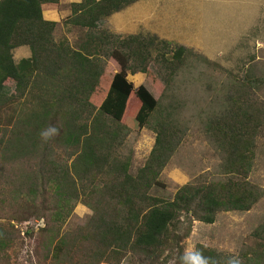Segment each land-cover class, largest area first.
Listing matches in <instances>:
<instances>
[{
  "label": "trees",
  "instance_id": "trees-1",
  "mask_svg": "<svg viewBox=\"0 0 264 264\" xmlns=\"http://www.w3.org/2000/svg\"><path fill=\"white\" fill-rule=\"evenodd\" d=\"M134 1L71 3L63 21L82 30L73 46L55 39L57 23L43 15L59 0H0V215L9 207L25 218H43L34 241L47 264H120L125 258L130 264H195L185 257L197 252L227 264L230 255L204 244L186 252L184 239L194 220L209 224L218 212L247 211L263 195L249 174L264 131V102L254 90L264 76H245L228 92L225 107L207 119L223 177L190 180L171 198L153 193L163 187L159 175L179 144L178 131L167 107L144 85L134 89L127 74L151 76L150 52L158 47L153 62L167 91L193 50L100 27L102 17ZM20 46L30 54L16 62L12 51ZM110 58L119 69L95 107L89 98ZM157 113L163 118L151 123ZM50 125L59 134L44 142L40 133ZM147 125L155 133L153 147L130 172V161L115 147L127 131ZM78 202L91 213L83 225L65 229ZM11 226L0 222V258L16 238ZM251 234L259 245L242 253L241 264H264V219Z\"/></svg>",
  "mask_w": 264,
  "mask_h": 264
},
{
  "label": "rangeland",
  "instance_id": "rangeland-1",
  "mask_svg": "<svg viewBox=\"0 0 264 264\" xmlns=\"http://www.w3.org/2000/svg\"><path fill=\"white\" fill-rule=\"evenodd\" d=\"M67 12L68 8L61 9L60 13L63 15ZM104 18L105 16L99 22L102 29H105ZM63 20L56 22L55 39L68 40L76 46L82 36V30L65 24ZM215 20L216 18L214 24L209 25L211 28L209 27V36H205L208 39L205 43L212 37L215 38V33L221 31ZM144 34L155 35L150 32ZM157 48L150 52L148 70L151 76L138 72L128 73L127 78L132 82L134 89L140 84L144 85L155 98L159 99L162 107H167L172 113L171 121L177 128L179 144L159 175L163 187L153 192L171 198L179 186L190 180L223 177L220 168L222 154L207 138L205 124L208 117L219 113L225 107V99L230 94L228 92L233 93L232 88L244 81L245 76L248 78L264 76V48H256L250 56L238 57L223 56L221 50H216L215 47L212 48L215 49L212 52L216 53L213 57H206L190 50L167 91L165 81L153 62ZM24 50L29 53L26 46L13 49L12 54L16 62L24 57ZM118 69L116 61L111 58L106 61L98 86L89 98L95 107H98L105 97L110 80ZM255 83L251 85L255 87ZM254 90L258 98L264 102V83L259 84ZM133 101L134 96L131 94L128 105L130 106ZM160 118H163V114L157 113L151 117L150 122L154 123ZM150 128L147 125L139 132L127 131L122 144L115 147V154L130 161V172H135L144 163L153 147L155 133ZM249 179L262 190V197L247 211L218 212L213 223L194 220L189 235L184 239L186 252H192L196 244L200 243L231 257L242 259L241 255L248 247L259 245L251 232L264 219V131L256 139L255 158ZM90 213L86 205L76 203L64 228L70 230L83 225ZM0 222L9 223L13 230H17L16 238L5 250L4 257L0 258V264H47L46 261L39 260V251L34 241L39 228L44 224L43 218L34 215L25 218L21 212L16 213L6 207V211L0 215ZM120 264H130V261L125 258Z\"/></svg>",
  "mask_w": 264,
  "mask_h": 264
},
{
  "label": "crops",
  "instance_id": "crops-1",
  "mask_svg": "<svg viewBox=\"0 0 264 264\" xmlns=\"http://www.w3.org/2000/svg\"><path fill=\"white\" fill-rule=\"evenodd\" d=\"M80 1L59 0L45 6L43 15L59 22L70 14V4ZM66 8L68 12L61 15ZM214 18L221 31L205 43ZM103 27L122 34L150 32L206 57L216 54L213 47L223 56H250L256 48H264V0H136L105 16Z\"/></svg>",
  "mask_w": 264,
  "mask_h": 264
},
{
  "label": "clouds",
  "instance_id": "clouds-1",
  "mask_svg": "<svg viewBox=\"0 0 264 264\" xmlns=\"http://www.w3.org/2000/svg\"><path fill=\"white\" fill-rule=\"evenodd\" d=\"M59 134V130L54 126H49L45 130H42L40 136L44 142L49 141L55 135ZM195 261V264H216V262L210 257H204L201 253L197 252L193 256H186L185 261ZM227 264H241L239 257H231L228 259Z\"/></svg>",
  "mask_w": 264,
  "mask_h": 264
}]
</instances>
